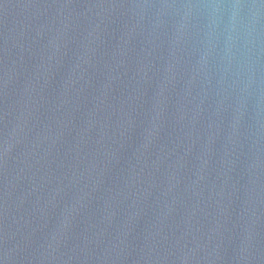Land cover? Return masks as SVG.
I'll list each match as a JSON object with an SVG mask.
<instances>
[{
  "label": "water",
  "instance_id": "1",
  "mask_svg": "<svg viewBox=\"0 0 264 264\" xmlns=\"http://www.w3.org/2000/svg\"><path fill=\"white\" fill-rule=\"evenodd\" d=\"M0 264H264V0H0Z\"/></svg>",
  "mask_w": 264,
  "mask_h": 264
}]
</instances>
